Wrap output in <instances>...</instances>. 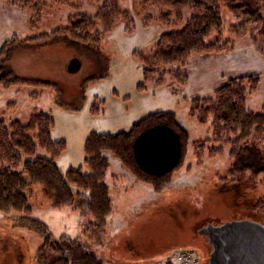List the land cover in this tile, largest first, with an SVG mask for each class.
Masks as SVG:
<instances>
[{
	"label": "rangeland",
	"instance_id": "rangeland-1",
	"mask_svg": "<svg viewBox=\"0 0 264 264\" xmlns=\"http://www.w3.org/2000/svg\"><path fill=\"white\" fill-rule=\"evenodd\" d=\"M105 2L130 12L132 24L121 20L103 35L102 26L93 22H83L92 25L89 32L78 30L83 14L95 15ZM28 3L33 12L0 0V53L10 79L29 81L0 83V118L25 122L34 111L50 114L55 120L53 140L67 142L58 159L63 172L78 167L89 172L85 163L89 135L128 130L154 112L175 113L191 139L184 167L160 190L135 182L112 165L105 182L113 209L101 226L85 210L55 206L40 186L29 212L0 210V264H53L60 252L57 244L66 237L91 246L101 255V264H180L176 254L181 251L191 254L192 264H209L213 249L205 231L209 223L251 220L264 225V174L241 166L237 158L243 142L235 138L224 143L221 154L205 155L201 163L191 144L211 137L210 124L191 115L192 100L213 96L230 78L256 74L258 89L248 96L246 108L264 110V54L248 34L232 32L239 20L224 10L221 39L230 41L232 50L197 52L185 64L163 65L160 70L180 69L187 80L168 71L162 74L165 81L157 84L161 71L146 80L142 59L163 34L184 27L192 14L188 8L182 9L179 24L169 28L157 16L167 12L175 21L174 12L146 0ZM248 27L260 36L259 24ZM43 33L51 34L46 41H27ZM76 33L83 38L76 39ZM216 38L214 34L211 40ZM73 59L70 66L79 70L71 72L68 65ZM259 144L264 146V139Z\"/></svg>",
	"mask_w": 264,
	"mask_h": 264
},
{
	"label": "trees",
	"instance_id": "trees-1",
	"mask_svg": "<svg viewBox=\"0 0 264 264\" xmlns=\"http://www.w3.org/2000/svg\"><path fill=\"white\" fill-rule=\"evenodd\" d=\"M9 1L12 5L22 6L33 12L29 0ZM146 2L174 12L178 18L175 21L167 12L158 13L157 16L169 28L179 24L183 8L192 11L184 27L171 29L163 34L151 54L143 57L146 80L161 71L157 81V84H161L165 81L162 74L169 71L179 80L186 81L187 75L180 69L162 71L160 67L185 64L191 54L197 52L232 50L233 44L221 39L224 10L239 20L232 25V32L248 34L256 50L264 54L261 46L264 41V0ZM37 5L42 6L43 3H35ZM128 19L132 24L130 12L105 2L95 15L83 14L78 30H87L88 26H92L86 25L87 22H93L102 26L103 35L111 32L121 20ZM251 24H259L260 36L253 33V27L252 30L248 27ZM214 34L217 38L211 40ZM49 35L51 34L43 33L27 41L43 42ZM74 37L79 40L83 38L80 33H76ZM75 61L73 59L69 62L71 72L76 71L77 66H70ZM11 80L5 55L0 53V83H5L6 86L11 83H29L19 78ZM258 85L259 77L256 74L241 75L228 79L215 89L213 96L192 100L191 115L199 123H209L211 129L210 138L191 143L199 163L205 155L214 157L221 154L223 144L237 138L243 142L241 156L237 158L241 166L264 174V146L259 144L264 139V110L257 113L246 108L248 96L258 89ZM54 125V118L43 111L32 112L25 122L0 118L1 211L29 212L30 200L40 186V191L53 199L55 206L73 205L75 209L85 210V213L96 219L97 226H101L113 209L110 190L105 182L113 160L119 162L135 182L160 190L172 184L174 174L184 167L191 139L190 131L180 123L175 113L154 112L135 122L128 130L116 134L89 135L85 142V163L89 172H84L82 167L69 168L63 172L58 159L67 149V142L53 140ZM235 151L236 149L232 152ZM57 245L60 252L53 264H101V255L82 240L66 237Z\"/></svg>",
	"mask_w": 264,
	"mask_h": 264
},
{
	"label": "water",
	"instance_id": "water-1",
	"mask_svg": "<svg viewBox=\"0 0 264 264\" xmlns=\"http://www.w3.org/2000/svg\"><path fill=\"white\" fill-rule=\"evenodd\" d=\"M262 235L264 227L256 222L233 220L225 223L214 235L210 234L213 250L209 264H264Z\"/></svg>",
	"mask_w": 264,
	"mask_h": 264
},
{
	"label": "built area",
	"instance_id": "built-area-1",
	"mask_svg": "<svg viewBox=\"0 0 264 264\" xmlns=\"http://www.w3.org/2000/svg\"><path fill=\"white\" fill-rule=\"evenodd\" d=\"M176 259L181 263V264H190L191 263V257L188 253L186 252H180L176 255Z\"/></svg>",
	"mask_w": 264,
	"mask_h": 264
},
{
	"label": "flooded vegetation",
	"instance_id": "flooded-vegetation-1",
	"mask_svg": "<svg viewBox=\"0 0 264 264\" xmlns=\"http://www.w3.org/2000/svg\"><path fill=\"white\" fill-rule=\"evenodd\" d=\"M219 227L218 226H209L208 228H207V230H206V232L208 233V234H212V235H214V232H216V229H218ZM258 229L259 230H261L262 231V228L261 227H258ZM254 230H256V229H254ZM261 238H264V236L262 235L261 236Z\"/></svg>",
	"mask_w": 264,
	"mask_h": 264
},
{
	"label": "crops",
	"instance_id": "crops-1",
	"mask_svg": "<svg viewBox=\"0 0 264 264\" xmlns=\"http://www.w3.org/2000/svg\"><path fill=\"white\" fill-rule=\"evenodd\" d=\"M112 164L115 166V167H118L120 172L123 174V175H127V176H130L126 171L123 170V168L120 166L119 162H117L116 160H113L112 161ZM132 180H134L133 177H130Z\"/></svg>",
	"mask_w": 264,
	"mask_h": 264
}]
</instances>
